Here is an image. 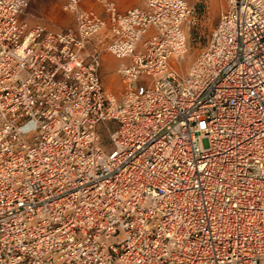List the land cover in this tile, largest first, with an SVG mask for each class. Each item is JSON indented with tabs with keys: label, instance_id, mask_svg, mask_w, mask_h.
<instances>
[{
	"label": "built area",
	"instance_id": "built-area-1",
	"mask_svg": "<svg viewBox=\"0 0 264 264\" xmlns=\"http://www.w3.org/2000/svg\"><path fill=\"white\" fill-rule=\"evenodd\" d=\"M142 1L52 28L0 0V264H264V0L183 72L195 7Z\"/></svg>",
	"mask_w": 264,
	"mask_h": 264
},
{
	"label": "rangeland",
	"instance_id": "rangeland-1",
	"mask_svg": "<svg viewBox=\"0 0 264 264\" xmlns=\"http://www.w3.org/2000/svg\"><path fill=\"white\" fill-rule=\"evenodd\" d=\"M191 5L195 7L196 13L194 22L188 27V42L189 51L186 58L180 65V70L186 71L190 65L196 60L198 55L206 46L211 32L218 22L221 11L224 7V0H187ZM66 0H29V6L25 13L22 15L24 21L29 25H34L38 22H43L52 28H66L74 24V17L71 12L64 9V3ZM85 6H92L95 4V0H82ZM108 53L107 60L102 63L107 66H113L115 63H119V60L111 53ZM118 64L114 67L117 68ZM114 71L106 74L105 80L110 82L108 87L106 81L105 85L107 89L114 92L117 96H120L124 83L120 82V91L116 93L115 88H118V83H114L115 78ZM104 77V74H103ZM115 88H114V87ZM103 136H106L107 132L105 128L102 130Z\"/></svg>",
	"mask_w": 264,
	"mask_h": 264
},
{
	"label": "crops",
	"instance_id": "crops-1",
	"mask_svg": "<svg viewBox=\"0 0 264 264\" xmlns=\"http://www.w3.org/2000/svg\"><path fill=\"white\" fill-rule=\"evenodd\" d=\"M116 2H117L121 11H126L127 9H129L131 7L143 4L142 0H116ZM92 6H97V4L95 3ZM108 56H109L108 53L105 52L103 55V63H105V60H107V58H109ZM116 64H118V63H115L112 67L102 64L101 73H102V76L104 74V77H103L104 85H105V81H106V83L109 87L110 82L108 80H105V77H106V74L108 75L109 72H111L112 70L114 71L113 75L115 74V78L113 79V82L118 83V88H115L114 86L113 87L115 88L116 93H118L120 91V84L119 83L123 82V79L120 76V74L118 73L117 68L114 67ZM105 87L107 89L106 85H105Z\"/></svg>",
	"mask_w": 264,
	"mask_h": 264
}]
</instances>
